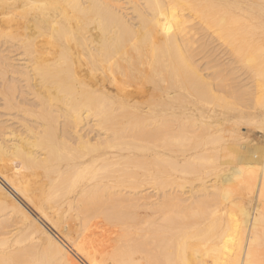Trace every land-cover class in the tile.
Masks as SVG:
<instances>
[{
	"label": "bare ground",
	"instance_id": "6f19581e",
	"mask_svg": "<svg viewBox=\"0 0 264 264\" xmlns=\"http://www.w3.org/2000/svg\"><path fill=\"white\" fill-rule=\"evenodd\" d=\"M246 124L264 0H0V264H264Z\"/></svg>",
	"mask_w": 264,
	"mask_h": 264
},
{
	"label": "rangeland",
	"instance_id": "374dc122",
	"mask_svg": "<svg viewBox=\"0 0 264 264\" xmlns=\"http://www.w3.org/2000/svg\"><path fill=\"white\" fill-rule=\"evenodd\" d=\"M242 73V71L239 73V74H237L238 76L240 75ZM243 76H244V74L241 76L242 77V79H243ZM240 77V78H241ZM244 81H245V78H244ZM242 82V83H245V82ZM248 86V85H247ZM242 128H241V132L244 134V136H245V140L246 141H243V142H250L251 144L250 145H247V146H250V147H252V148H257L256 146H253V143H254V145L257 143V142H260V143H262V142H264V133H260L255 127H253L252 125H247L246 124V126L245 125H243V126H241ZM254 140V141H253ZM252 145V146H251ZM247 151V150H246ZM256 151V152H255ZM255 152V153H254ZM249 153H251L250 155H251V158L252 157H254V158H256V160L259 158V156L258 155H260V152H258L256 149L255 150H252L251 152H249ZM256 154V156L254 155V154ZM254 155V156H253ZM253 158V159H254ZM190 184V183H189ZM189 184H185V189L187 188V185H189ZM208 184V183H207ZM192 185V186H191ZM194 185V186H193ZM195 185H197V187H195ZM189 186H191V188H195V190L198 188V182L196 183H194L193 184V182H192V184H190ZM190 187H188L187 188V190H190L189 189ZM187 190H185L186 192H187ZM190 194V193H189ZM105 225V224H104ZM104 225H102L100 228H96L94 231H93V233H92V235H90L87 239V241L89 242V241H92V243H93V245H95L96 246V248L99 250V251H102V250H108V249H110L111 248V246H112V244H114L113 242H115L114 240L117 238V237H115V235H118V231L116 232V229L118 230V228H116V226L117 227H119V225L117 224V225H115L114 226V224H112V223H110V224H107V225H109V226H104ZM48 226V225H47ZM115 227V229H114V227ZM49 227V226H48ZM50 228V227H49ZM103 232H102V231ZM57 236H59V238H61L62 239V234L61 233H56V231H53ZM113 232V233H112ZM73 233H75V232H73ZM71 234V235H73L74 236V234ZM76 234V233H75ZM93 234H94V236H93ZM111 234H112V236H111ZM91 236H93V238H91ZM94 237H96V238H94ZM104 238V241H103V238ZM114 238V240H112V239ZM109 240H112L111 242H109ZM96 243H95V242ZM111 243V244H110ZM102 245V246H101ZM69 246V245H68ZM69 248H71V246H69ZM205 264H213V262H212V260L210 259V258H207L206 260H205Z\"/></svg>",
	"mask_w": 264,
	"mask_h": 264
}]
</instances>
